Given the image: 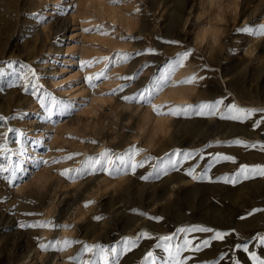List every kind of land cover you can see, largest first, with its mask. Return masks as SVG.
Here are the masks:
<instances>
[{"label": "rangeland", "instance_id": "374dc122", "mask_svg": "<svg viewBox=\"0 0 264 264\" xmlns=\"http://www.w3.org/2000/svg\"><path fill=\"white\" fill-rule=\"evenodd\" d=\"M67 2L0 0V67L5 73L0 76V116L6 118L0 121V144L4 143L2 134L13 128L26 133L28 139L24 141L23 137L9 132V148L18 149L20 145L15 140L20 139L29 152L47 160L72 152L95 155L106 148L123 151L132 144L145 149L137 160L147 155L160 157L174 149L201 151L205 153L204 160L197 157L183 166L199 164L197 173L209 162V154L236 157L235 164H216L209 173L213 178L231 175L239 164L264 165V151L259 147L215 143L240 139L249 144H264V124L255 130L252 127V121L260 118L259 113L243 123L195 115L157 116L150 106L119 99V95H131L145 86L167 58L192 47L194 55L176 71L173 80L181 81L193 73L206 78L195 84L169 86L153 103L195 105L224 99L225 104L264 108V36L235 32L245 24L254 27L264 24V0H220L215 6L211 0H123L119 5H113L111 0H70L75 9L69 8L67 15L55 16L54 9H50L45 12L48 22L43 24H38L32 16L44 11L45 6ZM98 24L109 28L114 25L115 31L109 35L82 31ZM201 35L205 36L204 42L198 43L197 37ZM127 36L138 39H121ZM168 40L180 41L183 46L168 44L165 42ZM148 48L155 49L157 54L135 56L128 62L111 66L108 78L96 81L95 89L83 82L85 76L102 71L107 62L80 70V60L95 61L104 56L113 57L117 52L135 53ZM230 48H235L236 53L229 54ZM5 61L25 63L36 69L43 86L37 96L31 94L33 78L17 79L24 76L26 69H21L19 63L10 69ZM145 63L150 66L123 93L103 95L129 83L118 77L133 74ZM203 65L211 70L201 71ZM10 84L13 86L9 87ZM68 85L72 86L58 90ZM43 91L84 106L74 115L54 116L55 125L46 123L41 119L38 102ZM34 140L42 143L36 145ZM89 140H96L98 144L88 143ZM82 158L45 165L39 171H33L28 165L31 178L13 181L11 186L0 178V264H73L69 257L77 255L81 248L73 244L63 252H43L37 246L36 237L46 243L58 238L109 246L124 236L134 238L143 230L153 238L142 239L137 248L120 257V264H141L149 250L158 256L166 255L155 248V237L189 226L235 230L224 241L213 242L209 249L198 254L200 260L211 259L218 251L245 241L250 251H256L264 259V246L255 239L264 234V211L247 215L253 209H264V177L242 180L235 186L196 181L182 172L170 173L159 181L140 180V175L151 171L150 164L138 169L136 175L116 179L100 175L73 183L59 175L65 168L77 167ZM87 201L94 203L85 207ZM139 212L163 219L149 220ZM96 216L102 219L97 221ZM37 220H52L71 227H19L20 223ZM189 235L207 238L210 234ZM232 255L240 264H252L242 250ZM91 256V253L84 254L85 259Z\"/></svg>", "mask_w": 264, "mask_h": 264}, {"label": "snow or ice", "instance_id": "6c2138e0", "mask_svg": "<svg viewBox=\"0 0 264 264\" xmlns=\"http://www.w3.org/2000/svg\"><path fill=\"white\" fill-rule=\"evenodd\" d=\"M123 0H111L113 5H119ZM75 9V5L71 4L68 0L67 4H57L54 6H45L44 11L39 13H33L32 16L38 24H43L48 22V18L45 12L50 9H54L53 15L64 16L68 14V9ZM140 8L136 9L138 13ZM85 33H90L96 31L101 35H109L110 32L115 31V26H109L104 24H98L94 28L82 29ZM237 33H247L252 36H264V24H260L258 27H254L248 24L242 25L235 29ZM121 39H138L137 37L127 36L121 37ZM159 39V38H158ZM171 45H180V41L168 40L165 41ZM194 49L192 47H187L184 51L177 53L173 57L167 58V60L159 67L150 77L149 81L145 86H142L137 91L131 95H119L123 93L126 88L130 87V82H134L139 78V75L143 69L150 66V63H145L131 75L119 76L118 78L125 83L120 85L118 88L113 89L109 93H104L103 95H119V99L127 103L142 104L144 106H150L153 113L157 116H167L171 115L173 117L189 116H201V117H218L220 120L225 121H235V122H246L252 118L257 113L260 114V118L252 121L253 129L260 128L264 124V108H244L239 107L234 103L225 104L224 99H215L214 101L199 102L198 104L192 105H156L153 103L155 98L167 87L177 86L180 84H195L198 80H203L206 77L199 76L197 73H193L191 76L185 79L175 82L173 77L179 68L185 66V62L194 55ZM235 48L228 49L229 54L236 53ZM242 51V49H241ZM145 54L155 55L156 50L153 48H148L143 51H137L135 53H123L117 52L113 57H100L95 61L91 60H80L79 68L84 70L91 67L94 63L107 62L102 71L97 73L95 76H85L83 82H85L90 88L95 89L97 87L96 81H100L102 78L107 79V72L113 65H119L122 62H128L135 56H142ZM199 59H203L200 57ZM8 68H12V65L19 63L16 61H5ZM21 69H26L23 77L17 76V79L27 80L29 77L33 78L31 83L33 96H37L40 89L43 87L40 85L39 81L41 77L37 74L36 69L25 63H19ZM207 65H203L201 71H210ZM4 68L0 67V76H3ZM15 83V82H13ZM13 86L12 84L9 87ZM60 86L59 91H63L65 87ZM25 90H28V85H25ZM38 102L40 108L42 109L41 119L46 123H52L55 125L56 120L53 119L54 116H71L74 115L76 111L83 107V104H78L77 101L70 99L59 98L50 91H43L41 95L38 96ZM167 108V111L164 109ZM6 118L0 116V121H4ZM16 133L27 141L26 133L20 131L19 129L9 128L7 132L2 134L4 143L0 144V178H3L11 186L13 181L23 182L25 177L31 178L32 172L29 171L28 165H31L33 171H39L42 166L52 165L61 162L71 161L75 157H83L79 160L78 166L74 168H65L59 172V175L65 178L69 182H76L77 180H85L88 177H98L100 175H106L110 179H116L120 176L136 175L138 169L145 168L146 165H151V171L145 175H140L139 179L143 181H159L163 177L168 176L170 173H183L188 178L196 181L208 182H223L225 184H231L235 186L242 180H248L255 178L256 176L264 177V165L255 164H239L238 169L231 175L221 174L213 178L209 175L212 168L221 162H231L233 164L237 163L236 157L232 155L215 153L209 154L210 160L205 167L197 173V168H200L199 164L189 165L184 168V164L189 160H194L197 157L200 160L205 159V153L201 151H182L181 149H174L170 152H165L162 156L156 157L147 155L144 156L142 160H137L136 157L145 151V149L137 147L135 144L130 145L123 151H116L112 148H106L103 151L95 154H84L80 152H72L64 155L60 158H53L51 160L43 159L38 155H33L29 152L25 143L20 139L15 140L16 144H19L18 149H11L8 147L9 137L8 133ZM71 139H76V137H69ZM85 142V141H81ZM91 144H98L96 140L87 141ZM34 144L40 145L42 141L34 140ZM217 145L227 144L228 146H241L244 148H257L259 147L261 151H264V144L251 143L240 139H232L228 141H216ZM212 145H208L211 147ZM57 151H64L63 149H57ZM15 156V160L13 159ZM8 173V175H3ZM93 201H87L85 207H88ZM135 211V210H133ZM264 211V209H253L248 212L247 215L251 216L255 212ZM141 216L147 217L149 220L160 221L163 218L160 216H151L147 212H139ZM25 215H37L36 213H25ZM242 219L244 217H241ZM95 220L99 221L102 219L101 216L94 217ZM21 228H70L71 225L54 223L52 220H37L34 223L24 224L20 223ZM235 230L231 232L228 231H218L211 227L204 226H189V227H178L170 235H160L155 237L156 243L155 248L162 250L166 255L158 256L153 251H147L141 261V264H221L222 261H227L228 264H240L239 259L235 258L232 254L237 250H242L247 253L248 258L252 261V264H264V259L257 254L256 251L249 250V244L245 242H237L233 245L228 246L225 250L218 251L217 255L211 259L200 260L199 255L205 249H209L213 242L224 241L226 237L231 236ZM210 234L207 238H201L199 236L190 237L189 234ZM152 239L151 234L148 231H140L134 238L129 236H124L117 240L115 244L109 246H104L99 243L89 245L85 242L69 239H58L53 238L47 243L43 241L42 238L36 237L37 246L43 252H63L66 248L73 244L81 245L77 255L69 257V260L73 264H109V257H111V264H120V257L125 253L132 251L138 247L139 242L142 239ZM261 246H264V234H259L255 237ZM91 253V258L85 259L84 254Z\"/></svg>", "mask_w": 264, "mask_h": 264}, {"label": "clouds", "instance_id": "9594fccd", "mask_svg": "<svg viewBox=\"0 0 264 264\" xmlns=\"http://www.w3.org/2000/svg\"><path fill=\"white\" fill-rule=\"evenodd\" d=\"M218 2H220V0H211V3L213 6H215ZM207 33V29H205V34ZM205 39L204 35L198 36L197 37V42L198 43H203Z\"/></svg>", "mask_w": 264, "mask_h": 264}, {"label": "bare ground", "instance_id": "6f19581e", "mask_svg": "<svg viewBox=\"0 0 264 264\" xmlns=\"http://www.w3.org/2000/svg\"><path fill=\"white\" fill-rule=\"evenodd\" d=\"M42 177V176H41Z\"/></svg>", "mask_w": 264, "mask_h": 264}]
</instances>
